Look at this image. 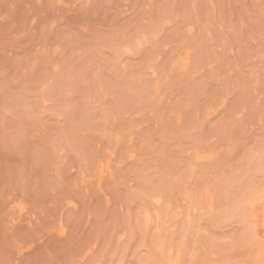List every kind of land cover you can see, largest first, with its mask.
Masks as SVG:
<instances>
[{
	"label": "rangeland",
	"instance_id": "374dc122",
	"mask_svg": "<svg viewBox=\"0 0 264 264\" xmlns=\"http://www.w3.org/2000/svg\"><path fill=\"white\" fill-rule=\"evenodd\" d=\"M0 264H264V0H0Z\"/></svg>",
	"mask_w": 264,
	"mask_h": 264
}]
</instances>
